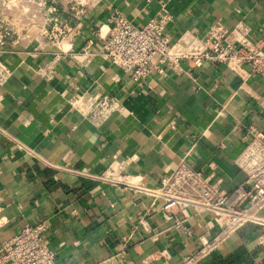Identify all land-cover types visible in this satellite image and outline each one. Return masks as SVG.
Listing matches in <instances>:
<instances>
[{
  "label": "crops",
  "instance_id": "obj_1",
  "mask_svg": "<svg viewBox=\"0 0 264 264\" xmlns=\"http://www.w3.org/2000/svg\"><path fill=\"white\" fill-rule=\"evenodd\" d=\"M71 1L48 0L70 30L61 42L18 28L0 48L9 70L0 89V250L42 223L57 264H179L217 233L213 214L177 211L187 234L135 184L156 187L182 159L223 189L241 184L235 160L264 132V80L248 66L184 60L135 84L102 54L110 18L120 12L142 26L166 9L177 48L217 22H244L264 37V0H77L81 14ZM82 92L119 107L89 114L73 102ZM113 169L121 182L96 178ZM199 264H264V227L246 224Z\"/></svg>",
  "mask_w": 264,
  "mask_h": 264
},
{
  "label": "built area",
  "instance_id": "obj_2",
  "mask_svg": "<svg viewBox=\"0 0 264 264\" xmlns=\"http://www.w3.org/2000/svg\"><path fill=\"white\" fill-rule=\"evenodd\" d=\"M71 10L81 14L82 5L72 0ZM56 5L48 0H0V48L6 47L17 34V29L36 32L37 35L61 42L70 32L67 24H60L54 16ZM39 17L42 19L39 20ZM172 20L168 10L160 12L148 23L138 26L122 13L110 18V30L104 39L102 54L120 67L129 79L138 85L154 70L180 69L187 60L194 66L206 63L224 64L231 69L248 66L250 75L264 80V37H257L244 22L233 27L217 22L201 35L191 34L177 48L166 33ZM55 23L48 29V22ZM9 70L0 65V89ZM73 102L83 111L106 117L118 109L117 102L108 95L78 93ZM244 173V181L231 190L221 188L202 170L195 169L185 159L169 174L163 176L156 187L135 184L137 190L152 199L168 218H174L176 228L192 234L183 220L175 217L179 210L192 208L197 213L209 212L218 226L212 238H200V246L182 258L179 264H199L232 234L248 223L264 227L260 212L264 208V132H255L235 160ZM114 169L96 178L121 182ZM44 224L25 226L19 233L3 242L0 261L11 264H57L55 253L44 239Z\"/></svg>",
  "mask_w": 264,
  "mask_h": 264
}]
</instances>
